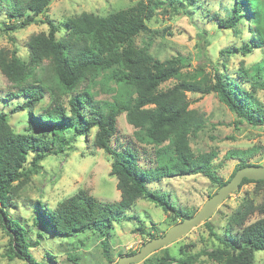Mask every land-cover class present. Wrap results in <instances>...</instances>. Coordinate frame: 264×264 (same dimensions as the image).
I'll list each match as a JSON object with an SVG mask.
<instances>
[{"label":"trees","instance_id":"16d2710c","mask_svg":"<svg viewBox=\"0 0 264 264\" xmlns=\"http://www.w3.org/2000/svg\"><path fill=\"white\" fill-rule=\"evenodd\" d=\"M129 1L128 7L106 16L82 12L56 23L42 19L52 0H0L6 6L9 21L0 31L14 32L43 22L48 26L46 32L27 40V61L15 50L9 57L0 50V73L24 99L9 113L0 111V224L9 237L10 259L38 264L31 250L39 247L41 240L89 233L101 237L102 252L108 264H112L108 249L114 222L125 217L138 200L160 207L179 222L197 212L193 208L174 207L163 194L150 190V183L171 176L201 175L218 190L238 169L259 166L249 162L255 149L231 151L228 159L238 158L231 177L222 181L213 173L214 154L195 155L190 147L191 137L204 128L207 120L203 113L189 108L186 95L216 94L239 120L252 127H264V106L254 97L256 91L264 92V0H233L225 15H213L218 28L230 30L237 38L245 26L248 30L239 48L233 45L219 52L222 70L227 69L229 58L235 54L243 58L254 50L260 52L258 61L240 63L235 72L247 88L221 71L219 62L212 65V73H207L202 65L183 72L189 65L188 59L161 61L150 53L149 38L141 42L142 46L136 45V37L152 32L147 23L158 10L165 11V4L174 14L192 17V4L201 11L203 5L199 6L196 0ZM170 80L175 81L173 86L164 88ZM81 86V91L69 100L67 111L61 98L72 95ZM98 94L106 95L108 100H95ZM46 95L50 98L49 107L38 108ZM18 113L28 116L21 131H15L10 124V115ZM119 115H124L134 129L139 144L154 149L153 168L140 165L135 148L111 147ZM67 129H73L70 137L65 135ZM93 130V148L103 150L110 158L109 176L116 180L118 201L104 203L81 189L55 206L20 200L30 178L40 174L44 159L72 151L73 142L80 138L89 141ZM30 154L33 156L26 163ZM247 184L264 187V180L243 179L239 188ZM244 201L242 209L223 226L221 235L212 231L220 247L206 256L216 264H254V253L264 252V216L251 223L247 221L254 211L263 214L264 209ZM12 209L18 212L17 217L8 215ZM208 230L211 232L210 226ZM137 231L141 236L147 235L148 241L160 237L144 228ZM30 233L36 238L34 242ZM138 251L129 250L125 256ZM162 251V257L155 258V262L147 258L141 264H182L168 249ZM67 257L77 264L74 255Z\"/></svg>","mask_w":264,"mask_h":264},{"label":"rangeland","instance_id":"374dc122","mask_svg":"<svg viewBox=\"0 0 264 264\" xmlns=\"http://www.w3.org/2000/svg\"><path fill=\"white\" fill-rule=\"evenodd\" d=\"M196 1L199 6L203 5V7L201 11L196 4H192L189 11L193 12V17L186 13L174 14L165 4L163 6L165 11L158 10L154 18L147 23V27L152 32L136 37V45L142 46L141 42H146L149 38L151 40L150 53L161 61L174 57L188 59L189 65L182 70L183 72L202 65L207 73H212L211 67L217 62L221 68L219 52L233 45L239 48L246 39L248 30L245 26L242 34L237 38L230 30L218 28L213 18L214 13L225 15V11L232 7L233 0ZM130 4L129 0H52L47 16L42 19L45 21L48 18L56 23H63L82 12L106 16ZM5 11L6 6L0 3V28L9 24ZM47 29L48 26L43 22L14 32L0 31V50H3L8 57L10 52L15 50L19 57L27 61V40L33 35L46 32ZM259 59V50H254L252 54L243 58L235 54L234 57L229 58L227 69L222 70L221 68V71H224L232 80L241 83L243 88H247L246 84L235 76V72L240 63L248 65ZM174 83L175 81L170 80L165 83L164 88L172 87ZM82 87L72 95L61 98V103L67 111L69 100L78 94ZM12 94L18 96L12 98L10 96ZM186 96L189 108L203 113L207 120L204 128L195 137H191L190 147L195 155L214 154L213 173L222 181L231 177L238 164V158L228 159L227 154L231 151L255 149L249 162L264 167V127H252L239 120L216 94L187 93ZM254 97L264 106L263 91H256ZM100 99L108 100V97L98 94L95 100ZM23 101L17 87L0 73V111L9 113ZM49 105L50 98L46 95L37 107L47 108ZM82 111L85 112L86 109ZM27 119L28 116L24 113L10 115V124L15 131H21ZM116 129V134L110 140L111 147L115 149L135 148L140 165L147 169L153 168L155 166L154 149L138 143L134 136V129L127 124L124 115L116 118ZM72 134L73 129H67L65 132L67 137ZM93 134L94 130L87 142H84L82 138L74 141L72 151H64L44 159L40 164L42 166L40 174L30 178L20 200L33 202L37 200L55 206L57 202L72 196L81 189L104 203L118 201L119 191L116 189V180L109 176L110 158L103 150L93 148L91 143ZM32 156L33 154L28 156L26 163ZM148 188L157 191L160 195L163 194L176 208H193L196 211L217 190L207 178L201 175L171 176L150 183ZM244 200L252 201L255 206L264 209V187H256L254 184L241 186L217 207L208 220L200 223L181 238L150 254L147 258H153L155 262V258L162 257V250L168 249L172 257L182 260V264H216L206 256V253L220 247L212 231L221 235L223 226L230 217L242 209ZM28 210L31 213L32 207ZM8 215L17 217L18 212L12 209L8 211ZM261 216H264V212L261 214V212L254 211L247 221L251 223ZM178 222L173 214H165L160 207L144 200H138L126 212L125 217L114 222L113 231L109 237V259L115 263L129 250L138 251L148 241L147 235L139 234L137 231L139 228H144L145 232L155 236H161ZM207 225L210 226L211 232ZM30 235L34 242L36 238L32 233ZM8 242L9 237L0 224V264H26L23 261L9 258L11 253H9ZM101 242V237L89 233L73 238H48V240H41L39 247L33 248L31 254L38 264H74L67 257L70 254L77 258L75 262L77 264H108L102 252ZM254 257V264H264V252H255ZM172 263L175 262H170Z\"/></svg>","mask_w":264,"mask_h":264},{"label":"water","instance_id":"95a60500","mask_svg":"<svg viewBox=\"0 0 264 264\" xmlns=\"http://www.w3.org/2000/svg\"><path fill=\"white\" fill-rule=\"evenodd\" d=\"M243 179L251 181L264 180V167L252 165L238 169L224 186L219 188L214 195L207 199L194 216L182 219L169 228L164 235L146 242L140 247L137 253L130 256H121L112 264H139L150 254L181 238L191 229L208 220L217 207L220 206L228 196L239 189Z\"/></svg>","mask_w":264,"mask_h":264}]
</instances>
